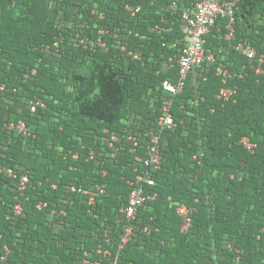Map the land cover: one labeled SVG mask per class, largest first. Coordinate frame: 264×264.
<instances>
[{
	"label": "trees",
	"instance_id": "trees-1",
	"mask_svg": "<svg viewBox=\"0 0 264 264\" xmlns=\"http://www.w3.org/2000/svg\"><path fill=\"white\" fill-rule=\"evenodd\" d=\"M198 1L0 0V264H114L117 255L119 264H264V64L257 73V61L236 48L248 40L264 51V0H240L233 22L217 19L206 35L212 58L174 96L177 127L161 132L162 165H145L169 95L161 82L176 80L170 58L185 47L184 15ZM128 4L141 10L132 15ZM99 36L105 47L78 43ZM221 63L233 73L226 82ZM222 87L236 91L230 100L218 98ZM38 98L46 106L32 111ZM19 120L30 135L5 125ZM148 170L155 184L147 191L157 195L138 209L119 249L120 209L131 181ZM24 173L30 182L21 191ZM97 184L106 193L94 204L72 190ZM181 203L193 210L187 232Z\"/></svg>",
	"mask_w": 264,
	"mask_h": 264
},
{
	"label": "built area",
	"instance_id": "built-area-1",
	"mask_svg": "<svg viewBox=\"0 0 264 264\" xmlns=\"http://www.w3.org/2000/svg\"><path fill=\"white\" fill-rule=\"evenodd\" d=\"M240 0H200L198 1L190 13H185L184 15V23L182 26V31L185 35V47L181 54L173 56L170 58V61H176L178 63V69L176 73V80L173 81L171 78H165L161 82L162 89L167 92L169 95L163 100V105L161 109V114L158 117L157 125L158 131L152 132L151 143L147 148V158L145 160V165L152 171H156L160 169L162 165V155L160 149V139L161 132L164 130H173L177 127V121L175 120L172 108L174 103V96L180 93L185 85V81L190 73V71L198 65H201L205 62L207 58H212V56H207L206 54V35L211 30V28L215 25L217 19L220 16H226L231 18V22H233V13L235 6ZM173 7H176V3H174ZM128 11L135 15L141 10L140 5L128 4L126 6ZM231 26V24H230ZM153 30L157 32H161L164 30V27L157 25L153 28ZM230 36V34H228ZM79 44L83 45L88 49H95L97 46H106V42L103 40L101 36L97 39H90L86 37L79 38ZM59 40L57 39L54 42V45H58ZM46 49L50 48V45L44 46ZM125 49V46H123ZM237 50L241 53L245 54L252 60L257 61L256 72L262 73L264 64V51L258 52L248 40L241 41L236 46ZM129 55H132L134 58H138L141 56L139 52L130 50L128 51ZM167 65V64H166ZM217 73L223 76V81L226 82L227 79L233 74L228 68L225 67L224 64H220L217 67ZM6 84L0 82V90H5ZM236 91L228 88L222 87L220 92L218 93V98L224 101H228L231 99L233 94ZM30 106L32 111H36L40 107H45V101L43 98H38L36 100H32L30 102ZM8 129L16 130L21 135H30L29 128L25 121H10L5 124ZM107 131V129H105ZM130 141H133L134 145H137L136 138L134 136H128L127 138ZM115 142H119V144H115ZM244 147L251 153L255 152L257 143L251 141L248 137H244L241 140ZM122 140L116 135L111 137L109 145L113 148L114 151H118L120 149ZM127 145V144H125ZM77 156V155H75ZM91 158L94 156V152L92 151L90 154ZM8 171L10 175H14V171L11 168H4ZM3 169L0 168V171ZM16 176V175H15ZM30 182V178L28 174L24 173L20 176L19 180V189L21 191L25 190L28 187ZM132 189L129 193L128 204L120 209L119 217L120 221L123 222L124 232L121 235V244L119 249H122L126 242L129 241L132 234V220L135 219L138 209L145 204V202L149 199H154L156 197V193H152L147 191V186H152L155 184V180L152 176V173L148 170L143 174H138L135 178V181H131ZM73 191L82 192L87 195L88 203L94 204L97 197L106 193V188L103 184H97L94 188H84L83 186L72 187ZM45 203L40 202L38 204V208H42ZM23 207L21 204H16L14 211L16 214H21ZM176 211L180 217H182V231L187 232L192 223V212L193 210L189 208V206L185 203L178 204L176 207ZM145 231H150V225H147L144 228ZM11 249L6 246V251L4 255L1 256L2 260H5L10 253ZM99 252H103L105 255H111L110 250H102L99 249ZM239 251V249H237ZM85 262H89L86 260ZM93 264H100V262H95ZM114 264L118 263V255L114 260Z\"/></svg>",
	"mask_w": 264,
	"mask_h": 264
}]
</instances>
